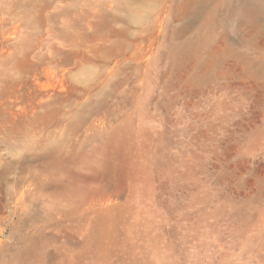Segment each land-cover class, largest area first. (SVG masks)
Masks as SVG:
<instances>
[{
	"label": "rangeland",
	"instance_id": "obj_1",
	"mask_svg": "<svg viewBox=\"0 0 264 264\" xmlns=\"http://www.w3.org/2000/svg\"><path fill=\"white\" fill-rule=\"evenodd\" d=\"M0 264H264V0H0Z\"/></svg>",
	"mask_w": 264,
	"mask_h": 264
}]
</instances>
